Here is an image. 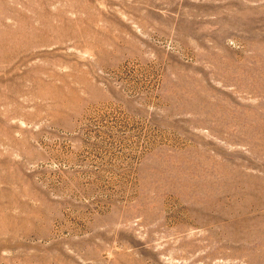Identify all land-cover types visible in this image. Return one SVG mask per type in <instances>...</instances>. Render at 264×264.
<instances>
[{
	"label": "rangeland",
	"instance_id": "rangeland-1",
	"mask_svg": "<svg viewBox=\"0 0 264 264\" xmlns=\"http://www.w3.org/2000/svg\"><path fill=\"white\" fill-rule=\"evenodd\" d=\"M0 264H264V0H0Z\"/></svg>",
	"mask_w": 264,
	"mask_h": 264
}]
</instances>
